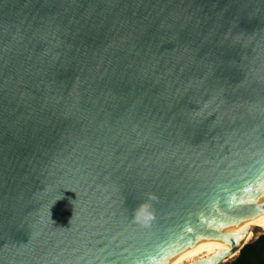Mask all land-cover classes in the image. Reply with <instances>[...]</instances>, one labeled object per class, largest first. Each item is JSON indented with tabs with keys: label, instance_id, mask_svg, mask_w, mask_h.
Instances as JSON below:
<instances>
[{
	"label": "water",
	"instance_id": "obj_1",
	"mask_svg": "<svg viewBox=\"0 0 264 264\" xmlns=\"http://www.w3.org/2000/svg\"><path fill=\"white\" fill-rule=\"evenodd\" d=\"M263 188L264 0H0V264H163Z\"/></svg>",
	"mask_w": 264,
	"mask_h": 264
},
{
	"label": "bare ground",
	"instance_id": "obj_2",
	"mask_svg": "<svg viewBox=\"0 0 264 264\" xmlns=\"http://www.w3.org/2000/svg\"><path fill=\"white\" fill-rule=\"evenodd\" d=\"M254 201H264V188L254 198ZM246 228H248V231L245 232ZM263 232L264 213H260L258 215L243 216L240 217L234 229L228 236L230 242L223 238L205 240L200 243L189 246L188 248L180 252L178 255L163 264H192L198 259L213 258L221 251L230 249L232 247V243H235L238 247L243 241L248 242L254 239V237L258 233ZM237 253V250H235L233 253L230 254V256H228V258H232L233 256L237 255Z\"/></svg>",
	"mask_w": 264,
	"mask_h": 264
},
{
	"label": "trees",
	"instance_id": "obj_3",
	"mask_svg": "<svg viewBox=\"0 0 264 264\" xmlns=\"http://www.w3.org/2000/svg\"><path fill=\"white\" fill-rule=\"evenodd\" d=\"M225 264H264V234L245 244L238 255Z\"/></svg>",
	"mask_w": 264,
	"mask_h": 264
},
{
	"label": "rangeland",
	"instance_id": "obj_4",
	"mask_svg": "<svg viewBox=\"0 0 264 264\" xmlns=\"http://www.w3.org/2000/svg\"><path fill=\"white\" fill-rule=\"evenodd\" d=\"M262 233H258L257 234V237L259 236V235H261ZM237 255H238V253H237ZM237 255H235V256H233L232 258H228L227 260H225V262H223V263H220V264H225V263H228V262H231Z\"/></svg>",
	"mask_w": 264,
	"mask_h": 264
}]
</instances>
